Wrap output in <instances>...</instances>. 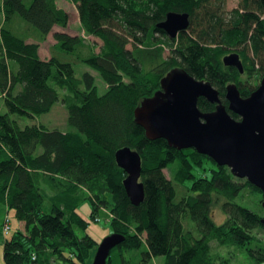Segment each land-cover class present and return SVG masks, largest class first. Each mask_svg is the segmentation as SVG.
I'll list each match as a JSON object with an SVG mask.
<instances>
[{
  "label": "trees",
  "instance_id": "trees-1",
  "mask_svg": "<svg viewBox=\"0 0 264 264\" xmlns=\"http://www.w3.org/2000/svg\"><path fill=\"white\" fill-rule=\"evenodd\" d=\"M72 2L84 31L100 40L98 53L84 37L66 31L70 15L56 0H2L0 5V96L6 110L0 112L3 238L10 226L7 212L14 211L24 226L3 242L5 264H89L98 243L78 213L87 201L91 216L108 210L112 232L125 235L107 264H151L158 257L165 264H230L234 255L221 258L214 243L264 264V247L259 249L253 236L264 229L263 192L194 149L177 150L165 139H148L135 122L136 108L161 89V80L175 68L211 83L227 107L229 85H236L244 98L257 90L264 78V0H241L230 11L226 0ZM171 12L189 14L188 28L175 38L158 27ZM14 25L23 26L25 36ZM51 33V57L43 60L41 43ZM82 50L89 51L87 56ZM231 54L239 55L243 73L224 64ZM75 64L99 73L107 92L99 94L89 72L78 78ZM59 102L75 131L25 125ZM198 107L203 113L216 109L205 98ZM124 147L142 158L145 201L138 206L127 196V174L115 158ZM208 163L211 176L195 177L194 170ZM174 165L168 179L164 170ZM190 179L187 194L181 195ZM46 189L54 195L49 197ZM246 190L263 200L259 213L237 201ZM217 209L226 216L220 224Z\"/></svg>",
  "mask_w": 264,
  "mask_h": 264
},
{
  "label": "water",
  "instance_id": "water-1",
  "mask_svg": "<svg viewBox=\"0 0 264 264\" xmlns=\"http://www.w3.org/2000/svg\"><path fill=\"white\" fill-rule=\"evenodd\" d=\"M188 26L189 14L173 12L158 25L171 38ZM223 61L227 67L244 72L238 54L225 56ZM200 98L215 104V111L203 113L198 107ZM226 100L228 107L211 83L194 78L183 68H175L161 80V89L136 108L135 122L145 130L148 139H165L177 150L194 149L217 165L228 167L235 177L247 179L264 194V78L248 98L241 96L236 85H229ZM115 158L127 174L124 187L130 202L135 206L142 204L145 188L141 182V155L124 147ZM124 240L125 235L118 233L103 239L92 264H107L112 250Z\"/></svg>",
  "mask_w": 264,
  "mask_h": 264
},
{
  "label": "rangeland",
  "instance_id": "rangeland-1",
  "mask_svg": "<svg viewBox=\"0 0 264 264\" xmlns=\"http://www.w3.org/2000/svg\"><path fill=\"white\" fill-rule=\"evenodd\" d=\"M56 1H57L58 6L65 9L70 15V24H69V27L66 31L70 32L71 34H74L76 36L84 37L87 43L97 47V48H95V52L98 53L101 42L99 39H96L93 36H89L84 31L83 27L80 24V19H79L77 8H76L75 4L72 2V0H56ZM240 2H241V0H226V3H225L226 9L228 11H230L234 8H237L239 6ZM1 4H2V0H0V5ZM3 19H4L3 14L0 13V24L3 23ZM23 24L26 26V28H28L27 24H25V23H23ZM13 27H14V30L18 29L17 26H15V25ZM23 29H24V27L21 26V28L17 30L19 32V36H25L26 32ZM22 31H24L25 33L20 34V33H22ZM28 32H29V30H28ZM52 34L53 33H51V35L48 37V39L45 42L41 43L40 55H41V58L43 60H49L51 57V50H52V47L55 43L53 38H52ZM29 40H33V39L30 38ZM129 49H132V47L129 46ZM88 52L89 51H87V50H85V52L82 50V54L85 56H87L86 53H88ZM168 56H169V52H166L165 57L167 58ZM85 72H89L95 76L96 85L98 87L99 94L100 95L105 94L107 92L108 85L102 80L99 73H97L96 71H94L92 68H90L87 65L75 64V73H76V76L78 78H81L82 74ZM251 82H252V85L255 86L257 79L253 77L251 79ZM62 95H63V93H62ZM0 112L6 113V110L3 106V98L1 96H0ZM32 124H42L43 126L48 128V130H59V131L64 132V133L69 132V131H75V129H73L68 123V111L61 102L57 103L53 107V109L50 113L45 114V115H41V116H37L34 120H25V125H32ZM210 165L211 164L208 163L206 165L205 169L204 168H196L193 172L195 177H197V178H200L203 176L210 177L212 174L211 170H210L211 169ZM176 168H177L176 165H174L170 169L164 170L165 175L167 176L168 179L172 178V173H174ZM193 181H194V179H190V180H187L185 182L184 187L181 188L182 190H185V192H182L181 195H183L184 193L187 194L186 187H190ZM46 193L49 197H52L54 195L52 192H50L47 189H46ZM237 201L239 203L251 208L253 211H257L258 213L260 211H262V209H263V213H264L263 206H262V209L260 207L263 200L256 193L254 194L251 191L246 190ZM46 204H48L49 208L48 207L47 208L49 210L51 201L48 200L46 202ZM91 212H92V204L90 201L89 202L88 201L83 202L82 204H80V206L78 208V213L80 214V216H82V218H84L85 220H87L89 222L86 231L99 245L101 243V241H103V239H105L106 237L113 234L109 222L106 221L108 214H109L108 213L109 211L108 210L107 211L100 210L98 212L97 216L96 215L91 216ZM6 215H7V218L9 219V223L11 226V233L6 238H3V236H2L3 214H2V210L0 209V264H5L3 242L6 239H10L12 237V235L15 232H17L19 229L24 230L23 228H20V223L17 220L14 211H9L6 213ZM96 217L100 218L99 222H97V220H95ZM215 220L219 224L223 223L226 220V216L223 214V212L220 209H217L215 212ZM253 236H254V239L257 240L256 243H258L257 245L259 246V249H262L264 247V229L255 230L253 233ZM97 248H98V246L96 247V249L93 253L94 256L92 257L89 264L93 263ZM213 250H215L216 254L219 255L223 259L229 258L233 254L234 256L230 260V264H254L247 257V254L245 252L240 251L236 248L220 247L216 243H214L213 244ZM131 255H133V253H131L129 256H131ZM151 264H165V259H164V257H158V258L154 259Z\"/></svg>",
  "mask_w": 264,
  "mask_h": 264
},
{
  "label": "built area",
  "instance_id": "built-area-1",
  "mask_svg": "<svg viewBox=\"0 0 264 264\" xmlns=\"http://www.w3.org/2000/svg\"><path fill=\"white\" fill-rule=\"evenodd\" d=\"M10 226H7V227H5V229H4V233L6 234V235H9L10 233Z\"/></svg>",
  "mask_w": 264,
  "mask_h": 264
},
{
  "label": "crops",
  "instance_id": "crops-1",
  "mask_svg": "<svg viewBox=\"0 0 264 264\" xmlns=\"http://www.w3.org/2000/svg\"><path fill=\"white\" fill-rule=\"evenodd\" d=\"M20 228H24L23 223H20ZM22 230V229H21Z\"/></svg>",
  "mask_w": 264,
  "mask_h": 264
},
{
  "label": "flooded vegetation",
  "instance_id": "flooded-vegetation-1",
  "mask_svg": "<svg viewBox=\"0 0 264 264\" xmlns=\"http://www.w3.org/2000/svg\"><path fill=\"white\" fill-rule=\"evenodd\" d=\"M167 18V17H166Z\"/></svg>",
  "mask_w": 264,
  "mask_h": 264
}]
</instances>
